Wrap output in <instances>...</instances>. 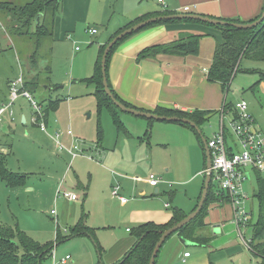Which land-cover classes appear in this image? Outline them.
Instances as JSON below:
<instances>
[{
  "label": "crops",
  "instance_id": "crops-1",
  "mask_svg": "<svg viewBox=\"0 0 264 264\" xmlns=\"http://www.w3.org/2000/svg\"><path fill=\"white\" fill-rule=\"evenodd\" d=\"M31 1L33 0H0V25L6 35L8 32V36L10 33L11 35L17 36V38L27 37V34L24 36L13 33L12 26L16 23L14 20H11V12L7 7H10L9 5L18 7L25 6V4L30 3ZM113 1L117 2L116 0ZM122 1V6L114 9L108 7L107 0L105 1V4L99 0H58L59 8L54 17L55 20L51 32L52 36L46 38L41 37L38 42V47L40 45L41 48L43 47V49L46 50V54L41 58L43 60L46 57L48 58V65L44 64L45 66L42 70L45 71L46 69H49L48 72H51L52 65L50 64V61L57 57V55L63 50L61 49L60 44H62V41L65 39L71 40L74 32H76L79 25L82 24H86V27L83 28L82 31L90 29L89 25L87 26V23L94 22L100 25L97 27L92 26L91 28L96 30V35L102 33L96 42V47L98 48L97 56L95 58L96 61L100 52V47L104 44L107 45L108 42H110L109 40L118 32V30L125 28L137 19L151 18L154 13L168 11L179 14L182 13V8L189 7L190 9L195 10H190L191 14L196 13L217 19L229 18L248 22L254 20L261 14L264 5V0H163V4H160L155 0H149L150 2L157 3L158 6L151 5V3L146 0ZM41 16L42 14L38 19L33 20L31 23L29 35L36 36V27ZM183 34H198L201 36L197 43L198 51L195 55H172L169 53H160L153 57L137 60V55L141 51L149 48V46L178 40ZM221 42L222 37L219 30L212 27H205L197 23H164L138 30L133 33L132 36L118 44L116 50L108 61L107 78L110 89L125 104L134 109H142V111L144 110L148 113H153L157 108L186 115L199 112L205 119V121H203L204 123L200 125V129L207 125L212 128L210 137H205L207 141L212 139L213 135H215L220 128L224 130L225 137L229 138V141L235 139L230 131V123L234 119V109L232 107L237 101L244 100L248 105V112L251 115L252 121H254V129L264 134V108L259 105L260 102L258 98H260V95L257 94V97L254 96L253 88H248V90L252 92L253 98L251 97V100H245L244 98L237 100L238 98H236V101L228 102L227 98L230 84L224 91L219 83L212 80L210 81L207 76L213 62L212 59L217 47L216 44ZM74 44H76V41L72 40V45ZM73 49L79 51L78 47L75 45ZM75 59L79 60L80 58ZM82 59L83 56L80 61ZM242 59L243 58H241L238 65V72H244L246 74H248L249 71H255V74L263 73V69L252 67L249 63H245L243 66V64H241ZM245 60L252 62V60L249 59ZM95 61L93 72L89 77L94 73ZM253 63L256 62L253 61ZM50 72L48 73L49 75L51 74ZM39 74L40 73H37L36 70L32 69L27 76L36 77ZM65 75L73 78V71L65 72ZM20 76H22V74ZM260 78H262L261 75ZM44 80L45 82L50 80V76H47ZM11 81L12 79H9L8 84ZM74 82L80 84V81ZM72 85L74 84L72 83ZM45 88L47 89V86ZM45 88L40 89V91H42L40 95H43V97L45 94ZM58 88H63V85H60ZM29 92L35 94L33 91ZM4 96H1L3 97L1 104L6 103L9 98L7 84ZM255 105L256 107H254ZM122 114H125V116H122ZM30 115L31 114L26 116L23 113H17V119L20 124L27 125L28 122H30ZM7 118L10 119V116L8 115ZM119 119L124 125L126 132H119L118 130H116V132L117 134L123 133L127 140L124 142V146L122 145L124 149H121L119 152L121 155L120 157H122V159H128V161L123 160V163H125L127 170L133 171L134 174L126 172L122 176L119 175L120 178L125 181L122 183V185H124L123 189L122 187L120 188V184V186H116L119 187L117 194L120 198L124 197L126 202H121L115 197L114 199L120 204L119 216L121 219L126 220L128 225L135 226L124 227V231L129 234L104 235L106 230L110 227V223L103 226H96L94 223L89 224V226L88 224L86 225L87 215L84 212V205H86L85 201L87 200L88 194H90V190L88 186H84L81 182L80 174L74 170L72 171L71 165H73V161L76 158H81L88 161L90 168L98 166L99 169L108 171V168L104 167L102 162L97 159V157H99L106 161L108 158V155L104 153L101 143L97 149L93 151L94 155L97 156L96 159L91 156H86V154H84L87 152L83 146L84 140L79 139L77 135L74 136L69 125L65 126V128L60 124L58 125L57 119L51 117V114L48 115L47 122H44L45 126H47V131L44 133L40 131L45 136L38 149L42 153L43 159L50 160L53 163L52 165L59 169H63L65 166L63 174L60 173L55 181L57 182V192L65 190L77 195V199L74 202L68 201L62 197L58 198L55 196V198L62 200L60 207L66 206V208L73 211L76 210L74 205L78 203V201L81 202L82 212L86 217L85 226L89 230L95 232L94 236L96 239L95 242L91 235L89 236L87 234L78 233V235L73 234L69 237L62 238L59 241L56 239L55 243L52 244V247L55 249L59 242L62 243L63 241H68L72 238L80 236L88 237L92 244L94 243L93 245L98 252V263L100 264H103L100 259L102 251L100 253L98 247L103 250V262L105 264L121 263L126 253L133 248V245L136 242V238L132 234L134 228L146 223H168L172 216L171 213L173 208L177 209L186 217L196 209L204 186L203 181L206 168L203 144L201 145L202 139L196 137L188 127L170 121L163 122L150 120V122L147 119L137 116L134 117L124 112L120 113ZM68 132H70V134H67ZM158 134L163 136L164 139L159 140L160 138L157 137ZM170 134H173L178 140H181V137H184L185 141H187L186 146L185 144L181 145V143L176 142L173 144V150L175 149L180 153L181 150H187V145H192L193 148L198 149L199 147L200 151L203 153L202 167L198 172L193 174V178L200 176V179L198 182H195V185L191 186L189 190L188 188H185L184 192L180 193V198L185 194L182 200L175 199L178 192L175 194V191H171L167 195L163 192V189L159 187V184L153 187L148 185L147 179L151 174L146 178H142V182L134 183L135 180L141 176L137 175L139 170L131 165L136 163L138 152L141 151L142 161L146 158L147 162H151L152 154L150 151L152 144L162 147L165 151L169 150L170 143L168 135ZM60 145H63L64 148H60ZM142 145L146 146L147 151L141 150ZM75 147L77 148L73 149ZM70 149L72 150V154L75 155V158L67 151ZM9 151L10 146L8 144H0L1 153L4 152L3 154L8 155ZM160 153L164 156L166 155L163 152ZM155 156L156 154L154 155V160L156 161ZM89 161H94L96 165H93ZM170 161L171 159L164 163L162 160L167 170H172V164ZM79 166H82L81 163H79ZM68 169L72 172L68 171ZM258 172L261 173L262 171ZM113 173L118 175L115 172ZM70 174L71 178L66 186V177ZM89 177H91V175H89ZM254 180L255 178L252 173H247L245 184H249L250 189L247 187V191H250L245 194L247 200L245 201L244 207L246 210L248 209L247 211L251 215L250 220L254 219L256 221L258 217V204L257 200L253 197L256 189V185L253 187L252 183ZM187 182L188 179H181L176 181V184H179V186L183 188L187 186ZM116 187H112L111 193ZM53 189L54 184L52 185V190ZM30 190H34V188L30 187L28 191ZM125 193L128 196H125ZM165 195L169 200L164 198ZM230 202V198H228L225 193L221 197L217 196L208 201L204 211V217L201 220L204 226L198 232V234H201L206 240H204L203 243L197 244L186 239L184 240L177 232H175L161 245L162 247L154 259L155 264H259L260 259L255 257L250 251V248L243 243V241L249 243L252 231L249 234V237L245 238L247 228L249 227V225H247L246 228L239 233L238 228L233 222L234 213ZM253 209H256V211L253 212ZM108 210H110V206ZM82 212H72V219H70V221L74 223V226L77 225L80 220ZM99 212L104 219L110 217L108 211ZM60 218L63 219L62 214L60 215ZM262 240L264 241V238ZM187 252L189 253L188 256L184 257ZM62 259L60 258V260ZM55 261L58 260L55 258ZM69 261L70 258L67 262Z\"/></svg>",
  "mask_w": 264,
  "mask_h": 264
},
{
  "label": "rangeland",
  "instance_id": "rangeland-1",
  "mask_svg": "<svg viewBox=\"0 0 264 264\" xmlns=\"http://www.w3.org/2000/svg\"><path fill=\"white\" fill-rule=\"evenodd\" d=\"M99 1L105 4L106 0ZM116 1L117 2L107 0L108 7L114 9L121 7V2L123 1ZM146 1L148 2L149 0ZM149 3L158 6L155 2L149 1ZM190 10L195 11L193 9ZM85 25H79L78 30L74 32L71 40L65 39L62 41L60 45L63 50L57 57L50 61L52 65L51 72L49 71L51 73L50 75L48 74L49 69H44L45 71L42 70L45 66L44 64L48 65V58L46 57L44 60L41 58L46 54V50L39 45L37 49L38 52L35 53V48L37 46L36 37L27 34V37L17 38V36L11 35L10 33L8 36V32L6 35L0 25V100L3 99L1 96L5 94V87L8 80L15 79L21 74L25 81L35 80L39 83V87L41 86V88L47 86V89L45 88L44 90V97L46 100L43 103L40 102L42 109L44 110L49 106V101L57 102L55 110H50L49 114H51V117H54V119H57L58 125L60 124L63 128L69 125L74 136L77 135L79 139L84 140L83 146L87 151L84 154L96 159L97 156L94 155L93 151L96 150L101 143L104 153L108 155L106 161L97 157L104 167L108 168V171H103L99 169L98 166L90 168L88 161L81 158H76L73 161V165H71L72 171L74 170L80 174L81 182L84 186H88L90 190V194H88L87 200L85 201L86 205H84V212L87 215L86 225L88 224L89 226V224L94 223L96 226H103L110 223V227L106 232L104 231V235L129 234L124 231V227L134 225H128L126 220L121 219L119 216L120 204L114 199L111 191L113 186L116 187L119 184L121 185H119L120 188L122 187L123 189L124 185H122V183L125 180L121 179L120 176L124 175L126 172L129 174L134 173L133 171L127 170L123 160L128 161V159H122L119 153L121 149H124L122 145L124 146V142L127 141L125 136L123 133L117 134L116 128L112 123L111 114L108 110L97 109V102L94 94L95 88L92 84H87L85 81L93 72L94 61L98 52L96 42L102 35V33L93 35L89 33V29H87V31H82V29L86 27ZM88 25L90 29L92 26H100L94 22L87 23V26ZM72 40L76 41L74 45L78 47L79 51L73 49L74 45H72ZM82 56L83 59L80 61ZM75 58L80 59L76 60ZM245 63H249L252 67H259V69L264 70V62L257 61L253 63V61L251 62L243 58L241 64L244 66ZM32 69L40 74L36 77L27 76ZM69 71H73V78L65 75V72ZM234 75L229 86L227 101H236V98H238L237 100L240 98L251 100L253 96L248 88H253L254 96L257 97V94L260 95V98H258L260 102L259 105L264 108V78H260L261 74H255L253 72H248V74L236 72ZM47 76H50L51 82L50 80L45 82L44 79H46ZM74 81H80V84H76ZM72 83L74 85H72ZM60 85H63V88H58ZM39 87L32 89V91L35 92L32 96H34L37 102L43 97V95H40L42 91H40L41 88ZM254 107H256V105ZM6 112L7 113L0 122V144L5 143L10 146L9 154L5 157V166L12 173L24 175L25 179L24 185L15 188L8 187L0 180V219L4 224L10 226H15L17 223L25 234L40 244H47L48 242L54 244L56 239L59 241L71 235L69 231L70 228L74 226V223L70 221V219H72L71 214L72 212L81 213L83 211L81 208L82 204L78 201V203L74 205L76 210L73 211L66 208V206L60 207L62 200L55 198L57 193V182L55 181L60 173L63 174L65 166L63 169H59L54 167L50 160H44L42 153L38 150L45 137L43 133H41L37 127L30 124V122H28L27 125L19 123L17 113H23L26 116L29 114L32 115L34 112L31 107L23 99H19L13 107ZM10 112H12V116H10L9 119L7 117ZM122 116H125V114H122ZM201 129L204 137L209 138L212 129L211 126L207 125L201 127ZM261 135L264 136L263 133H261ZM157 137L160 138L159 140L164 139L160 134H158ZM168 138L170 148L167 151L160 146L152 144L150 151L152 154L151 162H147L146 158L142 161L141 151L138 152L136 163L131 165L139 170L137 175L141 176H139L134 183L142 182V178H146L153 172L159 180V187L163 189L165 194L168 195L171 191H175V194L178 192L175 199L182 200L185 194L180 198V193H183L185 188L189 190L191 186L195 185V182H198L200 179V176L193 178V174L198 172L202 167L203 153L200 151L199 147L198 149L193 148L192 145H187V150H181L179 153L175 149H172L173 144L177 142L181 143V145L185 144L186 146L187 141H185V138L181 137L182 139L178 140L173 134L168 135ZM228 145H231L235 151L239 150L236 139L229 141V138H227V146ZM141 150L147 151L146 146L142 145ZM160 152L166 155L164 156ZM154 153L156 154V161L154 160ZM169 159H171L172 170H167L164 165ZM79 163H81V167ZM90 163L93 165L95 164L94 161ZM253 170L254 169L250 167L247 168V172L252 173L255 178ZM68 171L72 172L70 169H68ZM113 172L118 175H115ZM89 175H91V177H89ZM260 176L264 181V170L260 173ZM70 178L71 174L66 177V186ZM181 179H188L186 183L187 186L182 188L179 184H176V181ZM252 183L254 187V185H256L255 180L252 181ZM53 184L54 189L52 190ZM30 187L34 188V190L28 191ZM247 187H249L248 183L244 185V194L250 191H247ZM125 196L128 195L125 193ZM164 198L168 199L166 195ZM109 206L110 210H108ZM50 211H53L52 215ZM99 211H108L110 217L104 219ZM255 211L256 209H253V212ZM61 214L63 219L60 218ZM252 222L254 223L255 220L252 219ZM250 233L251 228L248 227L245 238H248ZM93 244L88 237L84 236L72 238L62 243L59 242L55 249H52L49 257L42 261V264H53L55 259L51 258L52 254L58 261L60 258L62 259L65 256H69L68 258H70V261L67 262V264H100L98 263V252ZM101 251L100 259L102 263L105 264L103 262L104 253L103 250Z\"/></svg>",
  "mask_w": 264,
  "mask_h": 264
},
{
  "label": "trees",
  "instance_id": "trees-1",
  "mask_svg": "<svg viewBox=\"0 0 264 264\" xmlns=\"http://www.w3.org/2000/svg\"><path fill=\"white\" fill-rule=\"evenodd\" d=\"M11 12V20H14L16 23L13 27V33L21 34L26 36L29 34V29L33 20L38 19V17L42 14L41 18L38 20V25L36 27L35 37L37 40V46L35 48V53L38 52V42L40 38H46L52 36V26L54 23V17L59 8L58 0H33L30 3L25 4V6H12L9 5ZM4 7V6H3ZM176 14L168 11H163L162 13H154L153 17ZM261 15V14H260ZM259 15V16H260ZM258 16V17H259ZM256 17L255 19H257ZM149 18V17H148ZM148 18L137 19L133 21V23L127 25L125 28L118 30L114 36L109 40L111 41L114 37H116L121 31L124 29L132 27L134 24L148 20ZM41 19V20H40ZM221 19V18H219ZM252 20V21H255ZM223 21H228L232 23H248L238 19H221ZM179 22H187V23H197L203 25L205 27H212L221 32L222 42L217 43L216 50L213 55V62L210 70L208 71L209 80L217 82L220 84L221 88L225 91L227 86L232 81L234 74L238 72V65L241 61V58L249 59L252 61H260L264 62V23L260 24L256 28L250 30H237L232 27L225 26L222 27H213L212 25L203 24L199 21H190V20H172V21H161L153 24H149L147 27L157 24L164 23H179ZM143 28V29H145ZM132 35L126 36L123 39L119 40L116 43L111 51L109 52L106 59V77H107V69H108V61L116 50V47L119 43L126 40ZM201 36L198 34L189 35L183 34L179 37L178 40L168 41L162 44L151 45L149 48L141 51L137 55V60L146 59L149 57H153L160 53H169L172 55H195L198 51V40ZM106 44L100 47V52L95 61V70L91 77L86 79L87 84L94 85L95 88V98L97 102V109L103 110L106 109L110 112L112 117V123L114 124L116 130L125 131L124 125L121 123L119 119L121 110L117 109L111 102L110 98L107 94L104 93L102 79H101V57L103 51L105 49ZM255 73V71H249ZM261 77L264 78V74L260 73ZM48 82V80L46 81ZM7 82V86H8ZM39 87V83L34 81H25L24 88L28 91H32L33 88ZM110 87V86H109ZM41 88V86L39 87ZM36 90V89H35ZM112 92V90H111ZM112 94H114L112 92ZM116 99L119 102H122L126 107L132 108L129 105L125 104L122 100H120L116 94H114ZM46 98H41L38 102L39 104L43 103ZM41 102V103H40ZM1 104V100H0ZM57 102L49 101V106L44 109L45 117L44 122H47V118L50 110H55V106ZM234 109V119L237 118L236 109ZM139 109V108H136ZM142 110V109H141ZM144 111V110H143ZM153 113L159 116H175L178 118H187L190 121L194 122L199 126L203 124L205 121L204 116L199 112L193 113L191 115H186L178 112H170L165 111L163 109L157 108ZM150 121V120H149ZM152 121V119H151ZM150 121V122H151ZM183 124L188 127L196 137H199L198 134L194 131V129L185 123ZM101 130V129H100ZM126 132V131H125ZM202 145V143H201ZM6 154L0 152V180H2L8 187L15 188L24 185L25 176L20 173H12L10 172L6 166ZM255 174V182L256 189L254 191L253 197L257 200L258 204V217L255 223H252V220L248 221L249 227L252 231V236L249 241L250 251L255 255V257L260 259L259 264H264V181L260 176V172L257 170H253ZM210 187L207 193V199L205 204L203 205L199 215L185 224L182 228L177 231L180 237L184 240H188L197 244L203 243L206 240L202 235L198 234L201 228L204 226L202 223V219L204 217V211L206 209V205L208 201L224 195V193L220 190L218 183H216L213 179V175L211 176ZM171 218L169 222L166 224H156V223H146L143 225H139L138 227L132 230V234L136 238V242L133 245V248L126 253L121 263L117 264H148L149 258L151 256L152 251L154 250V245L158 241L162 232L166 231L170 227L174 226L182 219H184V215L181 214L177 209L173 208L171 213ZM80 220L77 225L70 228L71 235L78 233L91 235L96 242L93 230H89L85 226V215L82 212L80 216ZM98 247V245H97ZM52 243L40 244L37 241L30 238L24 231H22L19 226H10L4 224L0 219V264H42L44 259H47L52 251ZM101 252L100 247H98Z\"/></svg>",
  "mask_w": 264,
  "mask_h": 264
},
{
  "label": "built area",
  "instance_id": "built-area-1",
  "mask_svg": "<svg viewBox=\"0 0 264 264\" xmlns=\"http://www.w3.org/2000/svg\"><path fill=\"white\" fill-rule=\"evenodd\" d=\"M163 4V0H155ZM182 13H190L189 7L181 9ZM89 33L95 34L96 30L89 29ZM25 81L23 76H19L8 85V101L0 105V122L3 116L11 109L15 102L19 99L25 100L31 107L32 113L30 123L43 133L47 131V126L44 123L45 112L42 106L35 100L34 96L24 88ZM237 118L230 123L231 134L235 137L238 146V151H235L231 145L227 146V137L222 128L213 135V138L207 141V148L211 155V168L213 179L218 183L220 190L230 198V203L233 208V222L238 228L239 233L244 230L250 220V213L244 207L247 200L243 192L244 183L247 179V168H252L257 171L264 170V136L254 129V121L248 112V105L244 100H239L235 104ZM9 116H12L10 112ZM67 134H70L68 132ZM60 148H64L60 145ZM77 147L73 148L76 149ZM74 158L72 150H67ZM158 179L154 174L148 176L147 183L151 187L158 185ZM118 189L116 187L112 195L121 202H126L124 197H118ZM58 198H64L68 201H76L77 195L69 191L61 190L56 194ZM53 214V211H50ZM243 243L250 248L249 243ZM188 252L185 256H188ZM52 259L55 257L51 256ZM68 256L60 261H55L53 264H67Z\"/></svg>",
  "mask_w": 264,
  "mask_h": 264
},
{
  "label": "water",
  "instance_id": "water-1",
  "mask_svg": "<svg viewBox=\"0 0 264 264\" xmlns=\"http://www.w3.org/2000/svg\"><path fill=\"white\" fill-rule=\"evenodd\" d=\"M172 21V20H190V21H199L203 24H207V25H212L213 27H222L224 28L225 26L227 27H232L234 29L237 30H250L253 28H256L257 26H259L260 24L264 23V5H263V9L261 11V15L255 19V21L252 22H248V23H232V22H228V21H223L221 19H217V18H213V17H207V16H203V15H199V14H191V13H179V14H170V15H163V16H157V17H151L148 18V20L145 21H141L138 22L136 24H134L132 27L124 29L123 31H121V33H119L116 37H114L110 42H108V44L105 46V49L103 51L100 63H101V79H102V85H103V90L104 93L107 94V96L110 98L112 104L119 110H121L124 113H127L129 115L132 116H137V117H141L147 120H154V121H170V122H176V123H185L188 124L189 126H191L194 131L196 132V134L199 135V137L202 139V144H203V150L205 153V173H204V186L203 189L201 191L200 197H199V202L197 204L196 209L189 213V215H187L186 217H184V219H182L180 222H178L177 224H175L174 226L170 227L169 229H167L166 231L162 232L158 241L155 243V247L154 250L151 253V256L149 258V263L148 264H155V257L158 253V251L160 250V248L162 247L161 245L164 243V241L169 238L170 235H172L173 233L179 231L180 228H182L185 224L189 223L190 221H192L193 219H195L198 215L199 212L201 211L203 205L206 202V197H207V193L210 187V181H211V176H212V168H211V155L210 152L208 151L207 148V140L205 137H203L202 135V131L200 129V126L197 124H195L194 122L190 121L187 118H178V117H174V116H159L155 113H148L139 109H134V108H129L126 107L122 102H119L116 97L114 96V94H112L111 89L109 87V83H108V78L106 77V59L107 56L109 54V52L111 51L112 47L118 43L119 40L123 39L126 36L129 35H133V33H135L138 30H141L145 27H147L149 24H153L156 22H161V21Z\"/></svg>",
  "mask_w": 264,
  "mask_h": 264
}]
</instances>
